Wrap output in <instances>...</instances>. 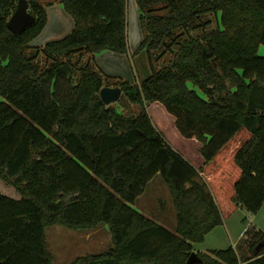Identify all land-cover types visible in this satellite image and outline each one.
Here are the masks:
<instances>
[{"label":"trees","instance_id":"16d2710c","mask_svg":"<svg viewBox=\"0 0 264 264\" xmlns=\"http://www.w3.org/2000/svg\"><path fill=\"white\" fill-rule=\"evenodd\" d=\"M28 2L36 21L15 34L7 23L18 0H0V179L21 195L0 193V264H53L46 232L55 225H103L112 235L108 251L72 264H188L238 207L262 209L264 0H137L144 39L132 57L177 51L135 84L106 75L94 59L129 54L128 0H60L74 29L44 46L31 42L47 25L46 7ZM207 14L220 16V26L180 41L177 32L204 28L209 22L197 23ZM104 87L121 88L140 112L106 105ZM152 104L201 142L206 184L153 124ZM158 175L173 198L175 233L129 205ZM250 234V258L236 247L199 256L204 264H264V235Z\"/></svg>","mask_w":264,"mask_h":264},{"label":"rangeland","instance_id":"374dc122","mask_svg":"<svg viewBox=\"0 0 264 264\" xmlns=\"http://www.w3.org/2000/svg\"><path fill=\"white\" fill-rule=\"evenodd\" d=\"M206 22L209 23L206 24L204 28H199L189 35L184 34L183 31H178L177 35L183 34L179 37L180 41H184L188 36H196L197 34L203 36L204 33L217 29L220 26V16L207 14L197 25H204ZM176 51L177 50L173 51L167 48L164 54H162L161 50L152 52L150 56L139 55L135 58L132 57V55H134L132 54L131 68H133V70L130 69V63L126 66L131 71V74L132 71L134 72V78L132 75V80L135 83H139L147 74H151L152 71H158L168 66ZM259 55L264 56L263 45L259 49ZM87 59H91V56L88 58L87 56L84 57L85 61ZM40 61H42L43 67L49 64L48 61L46 62L43 58L40 59ZM105 66L107 70L110 68L108 64ZM189 85L191 88H194L192 83ZM112 106L126 116H136L140 112V106L130 103L125 97H121L120 100L113 103ZM148 111L153 124L163 133L167 144L183 155L197 170H199L201 176L198 180L206 184L207 176L203 172L204 158L200 153L202 147L201 142L196 138L187 139L183 137L176 127L175 117L161 104H152L149 106ZM7 186L10 185L0 179V193H7L8 191L5 189ZM8 188L15 191L11 186ZM206 190L212 194L210 187L207 186ZM129 205L154 222L163 225L171 232H176L177 212L169 187L162 176H156L149 183L145 193L141 195L134 204L129 203ZM255 231L261 232V234L264 235V206L257 214H253L245 207L240 206L225 220L223 225L216 227L211 234L206 236L205 241L196 244L195 248L198 250L212 251L236 247L235 249L240 259L244 260L252 256L250 247L253 242L256 241L253 235H246V233H254ZM46 235L48 248L53 256V264H72L79 258L104 253L113 246L112 235L107 226L103 225L92 231H74L61 225H55L47 229ZM244 235L246 236L242 239Z\"/></svg>","mask_w":264,"mask_h":264},{"label":"crops","instance_id":"0c3cea01","mask_svg":"<svg viewBox=\"0 0 264 264\" xmlns=\"http://www.w3.org/2000/svg\"><path fill=\"white\" fill-rule=\"evenodd\" d=\"M128 1H129V9H128L129 54L123 55V54H117L114 52L106 51L96 55L94 59L96 65L106 75L111 77H118L134 84L135 82L132 80V75L134 78V72L132 71L131 74V71L126 66H128V64L130 63V69L133 70V68H131V60H132L131 55L136 52V50L139 48L140 44L142 43L144 39V33L141 25L140 11L137 0H128ZM39 2L43 4L47 9L48 22L43 32L31 42L32 46H44L48 42L60 40L66 37L73 31L75 25L74 20L69 14L65 12L63 6L60 3V0H39ZM107 64L109 65L108 67H110L108 70L105 66ZM8 187L10 186H7V188L5 187L6 191L8 192L7 193L4 192L2 194L12 199L20 200L21 195L16 190L15 191L17 193L14 190L12 191L11 188ZM244 236L242 238H244ZM210 251L211 250L205 251V250H198L195 248V252L197 253L207 254Z\"/></svg>","mask_w":264,"mask_h":264},{"label":"water","instance_id":"95a60500","mask_svg":"<svg viewBox=\"0 0 264 264\" xmlns=\"http://www.w3.org/2000/svg\"><path fill=\"white\" fill-rule=\"evenodd\" d=\"M35 21V16L29 11L28 0H18L17 8L10 17L7 26L15 34H20ZM121 96L122 89L117 87H104L100 91L101 99L108 106L119 101ZM187 262L188 264H204L203 260L199 256V253L195 251L191 253Z\"/></svg>","mask_w":264,"mask_h":264}]
</instances>
